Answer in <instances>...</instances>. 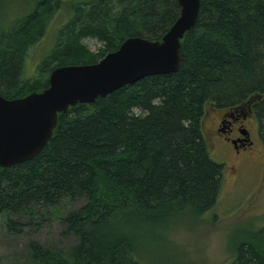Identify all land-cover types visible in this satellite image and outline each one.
Returning a JSON list of instances; mask_svg holds the SVG:
<instances>
[{"label": "trees", "instance_id": "trees-1", "mask_svg": "<svg viewBox=\"0 0 264 264\" xmlns=\"http://www.w3.org/2000/svg\"><path fill=\"white\" fill-rule=\"evenodd\" d=\"M62 9L65 21L26 76L30 52ZM179 11L176 0H0V93L41 90L53 67L93 63L127 36L159 39ZM85 38L99 42L96 52ZM180 58L175 72L68 107L38 154L0 166L7 228L22 226L10 215L33 217L82 200L59 218L72 244L29 240L35 264H144L134 240L140 226L163 227L175 215L201 218L212 209L224 164L211 158L203 132L209 106L226 119L243 110L255 115L264 141V0H199ZM232 247L231 264H264V226L243 229Z\"/></svg>", "mask_w": 264, "mask_h": 264}, {"label": "rangeland", "instance_id": "rangeland-1", "mask_svg": "<svg viewBox=\"0 0 264 264\" xmlns=\"http://www.w3.org/2000/svg\"><path fill=\"white\" fill-rule=\"evenodd\" d=\"M65 14L62 9L52 17L47 33L29 54L26 76L33 73L40 55L51 43L54 28L65 21ZM83 42L91 52H96L100 46L93 38H85ZM224 113L222 109L209 106L203 120L209 154L224 164L216 204L201 218L192 217L190 213L178 214L170 217L163 227L149 222L140 226L134 232V240L136 250L144 256V264H231L234 258L231 248L236 234L243 229L264 226V141L258 133L257 118L249 115L247 110L236 116L245 115L242 120L248 131L246 138L250 140H245V148L240 147L237 154L217 131L218 118L223 121L220 128L225 129L229 124ZM81 202V199L62 201L58 206L41 209L33 217L10 215L22 223L20 228H7L4 217L0 216V264H35L26 252L29 240L54 248L72 244L74 238L62 234L59 218Z\"/></svg>", "mask_w": 264, "mask_h": 264}, {"label": "water", "instance_id": "water-1", "mask_svg": "<svg viewBox=\"0 0 264 264\" xmlns=\"http://www.w3.org/2000/svg\"><path fill=\"white\" fill-rule=\"evenodd\" d=\"M178 17L159 39L127 36L93 63L53 67L48 85L19 97L0 93V166L30 160L50 140L58 114L94 102L117 88L154 74L175 72L180 40L195 23L199 0H176ZM258 98V97H257Z\"/></svg>", "mask_w": 264, "mask_h": 264}, {"label": "flooded vegetation", "instance_id": "flooded-vegetation-1", "mask_svg": "<svg viewBox=\"0 0 264 264\" xmlns=\"http://www.w3.org/2000/svg\"><path fill=\"white\" fill-rule=\"evenodd\" d=\"M226 114L227 112H225L223 116L225 117ZM229 116H231V118L228 119L229 124L225 129L219 127L223 121L221 120V118L218 119L217 131L220 135H222L224 141H226L229 145L233 147L234 152L238 154L240 152V147L243 149L245 148V140L250 142V140L246 138L248 131L244 128V123L242 120L245 115L236 117L238 116V114L234 115V113H232Z\"/></svg>", "mask_w": 264, "mask_h": 264}]
</instances>
